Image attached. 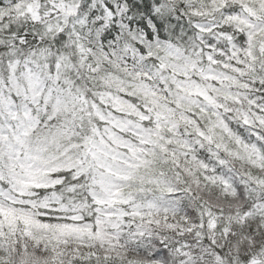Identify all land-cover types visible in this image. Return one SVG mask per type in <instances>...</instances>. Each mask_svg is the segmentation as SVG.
Instances as JSON below:
<instances>
[{"label": "clouds", "instance_id": "clouds-1", "mask_svg": "<svg viewBox=\"0 0 264 264\" xmlns=\"http://www.w3.org/2000/svg\"><path fill=\"white\" fill-rule=\"evenodd\" d=\"M0 264H264V0H0Z\"/></svg>", "mask_w": 264, "mask_h": 264}]
</instances>
